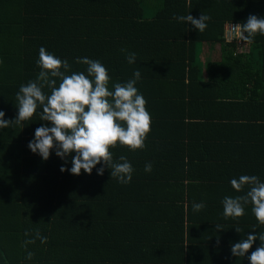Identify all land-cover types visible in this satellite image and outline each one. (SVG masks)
<instances>
[{
    "label": "trees",
    "instance_id": "1",
    "mask_svg": "<svg viewBox=\"0 0 264 264\" xmlns=\"http://www.w3.org/2000/svg\"><path fill=\"white\" fill-rule=\"evenodd\" d=\"M201 13L211 17L202 33L174 19ZM249 15L264 18V0H0L3 119L17 116L16 93L41 70V47L67 60L71 72L87 74L77 58L99 60L110 90L138 70L135 87L151 116L144 149L110 148L114 162L131 163L128 184L106 166L97 175L102 164L91 174L61 172L75 153L67 163L55 149L46 161L32 153L35 129L51 126L40 108L22 129H0V264H249L260 241L244 257L231 246L264 233V225L251 203L237 219H225L222 205L249 190L236 192L232 179L264 182V35L242 50L222 36L226 21L245 23ZM208 42L219 52L202 79L198 49ZM201 202L206 207L194 212ZM37 231L47 242L25 247Z\"/></svg>",
    "mask_w": 264,
    "mask_h": 264
},
{
    "label": "clouds",
    "instance_id": "2",
    "mask_svg": "<svg viewBox=\"0 0 264 264\" xmlns=\"http://www.w3.org/2000/svg\"><path fill=\"white\" fill-rule=\"evenodd\" d=\"M174 19L187 22L202 33L211 17L201 13L198 19L190 14L174 16ZM230 29L240 41L252 44L258 33L264 35V18L249 15L245 23L231 24ZM126 59L133 64L136 54L129 53ZM36 63L41 69L36 79L21 85L16 93L17 116L13 120H5V113L0 111V129L8 128L13 123L22 129L23 122L30 120L40 108V120L49 122L51 126L42 124L35 129L34 139L27 145L32 153L39 154L46 161L50 151L55 149L56 156L65 163V158L75 153L71 160L72 167L65 169L62 166L61 172L67 170L79 176L83 170L91 174L96 165L102 164L96 170L97 175H103L106 166L111 169L110 176L118 183H130L134 171L131 163L125 156L119 157L120 162H114L110 148L117 144L131 151L145 147L147 134L151 131V116L146 110L147 101L135 87L141 73L135 71L133 78L126 83H113L110 90L111 77L99 60L77 58V64L87 66V74L83 71L71 72L67 60H61L41 47ZM45 88L49 89L50 94H45ZM144 170L151 172V163H147ZM230 183L236 192H241L246 185L249 190L245 195L223 198L224 218L244 216L245 206L251 203L255 219L264 225V182L255 175H241ZM192 207L194 212H199L206 205L201 202L194 203ZM216 229L223 230V227L217 224ZM235 231L239 233L241 229L236 227ZM28 235L25 232V236ZM36 239H40L41 243L47 242V238L37 231L35 238L24 241V246L34 244ZM257 239L260 245L247 258L249 264H264V233L247 235L231 246V254L244 257ZM33 256L34 253L28 251L26 259L31 260Z\"/></svg>",
    "mask_w": 264,
    "mask_h": 264
},
{
    "label": "rangeland",
    "instance_id": "3",
    "mask_svg": "<svg viewBox=\"0 0 264 264\" xmlns=\"http://www.w3.org/2000/svg\"><path fill=\"white\" fill-rule=\"evenodd\" d=\"M241 46L242 45H239V47H241ZM207 47L208 48L204 47L202 52H201V47L200 46H199V49H198L199 50L198 52L199 53L201 52V53L198 55L200 63L198 64V68H197L198 72L197 73H198V76L202 77V78L205 77V76H203L204 62H206L209 59L215 58L217 56V51H218L216 49V48H218V44L217 43L215 44V46L208 44ZM202 61H203V64H202Z\"/></svg>",
    "mask_w": 264,
    "mask_h": 264
},
{
    "label": "built area",
    "instance_id": "4",
    "mask_svg": "<svg viewBox=\"0 0 264 264\" xmlns=\"http://www.w3.org/2000/svg\"><path fill=\"white\" fill-rule=\"evenodd\" d=\"M231 24L233 25H236L238 24V22H235V21H226L224 24H223V27H222V36H223V39L226 41V42H233L235 43L236 45H242L243 41H240L235 33H233L230 29V26Z\"/></svg>",
    "mask_w": 264,
    "mask_h": 264
},
{
    "label": "crops",
    "instance_id": "5",
    "mask_svg": "<svg viewBox=\"0 0 264 264\" xmlns=\"http://www.w3.org/2000/svg\"><path fill=\"white\" fill-rule=\"evenodd\" d=\"M208 44H210V45H214V46H215L216 43H210V42H208V43H203V44L201 45V52H202V50H203L204 47L208 48V47H207ZM245 45H246V44L243 43V45H242L241 47H239V49H240V50H242L243 48L246 49ZM242 47H243V48H242ZM216 49L218 50V51H217V56H218L219 45H218V48H216ZM201 52H200V53H201ZM200 53H198V55H199ZM217 56H216V57H217ZM216 57H215V58H216ZM215 58L209 59V61H210V60H213V59H215ZM199 61H200V60H199ZM207 61H208V60H207ZM207 61H206V62H207ZM206 62H204V66H203V67H204V69H203V70H204V71H203V76H205V77H203V78L200 77V78H202V79H205V78H206V69H205V63H206ZM199 63H200V62H199ZM202 64H203V61H202Z\"/></svg>",
    "mask_w": 264,
    "mask_h": 264
}]
</instances>
